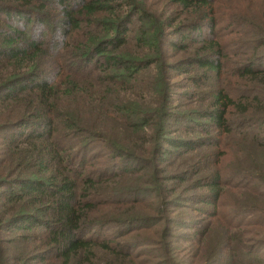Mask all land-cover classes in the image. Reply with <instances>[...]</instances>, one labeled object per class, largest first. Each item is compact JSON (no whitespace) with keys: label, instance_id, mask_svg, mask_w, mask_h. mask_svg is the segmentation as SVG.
Here are the masks:
<instances>
[{"label":"trees","instance_id":"trees-1","mask_svg":"<svg viewBox=\"0 0 264 264\" xmlns=\"http://www.w3.org/2000/svg\"><path fill=\"white\" fill-rule=\"evenodd\" d=\"M182 262L264 264V0H0V264Z\"/></svg>","mask_w":264,"mask_h":264},{"label":"rangeland","instance_id":"rangeland-1","mask_svg":"<svg viewBox=\"0 0 264 264\" xmlns=\"http://www.w3.org/2000/svg\"><path fill=\"white\" fill-rule=\"evenodd\" d=\"M192 218L193 217H190V220H192ZM104 234H105V232H104ZM107 234L109 235V234H112V232H107ZM160 235V234H159ZM159 235H158V237L157 238H159ZM182 235H184L183 237H181V242L185 245V237H190V235H191V233L189 232H185V233H183ZM175 259H177L179 262H181V256H177V257H175ZM180 264H184V262H182V263H180Z\"/></svg>","mask_w":264,"mask_h":264}]
</instances>
